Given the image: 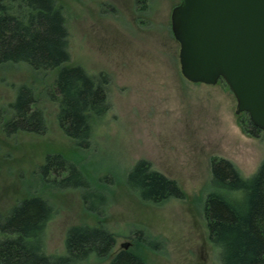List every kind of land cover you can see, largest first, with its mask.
I'll return each mask as SVG.
<instances>
[{
    "label": "rangeland",
    "instance_id": "1",
    "mask_svg": "<svg viewBox=\"0 0 264 264\" xmlns=\"http://www.w3.org/2000/svg\"><path fill=\"white\" fill-rule=\"evenodd\" d=\"M57 2L69 30V64L103 81L110 108L91 145L81 147L62 130L59 106L46 95L57 70L0 62V212L28 196L48 199L54 207L44 236L49 254L65 253L71 226L103 224L117 237L113 254L131 242L147 264H222L205 215L213 189L211 160L227 158L244 175H253L264 160V133L244 131L240 121L247 113H236L237 98L224 79L207 84L183 75L171 23L181 0H150L144 10L136 0ZM22 84L32 85L39 96L47 122L43 133L5 132L14 115L9 105ZM49 153H61L78 166L108 199L105 212L86 207L84 188L63 186L39 172ZM142 158L175 179L185 197L155 203L129 188L127 174ZM138 230L144 234L137 237ZM150 240L155 248L147 245ZM112 257L93 255L87 263L110 264Z\"/></svg>",
    "mask_w": 264,
    "mask_h": 264
},
{
    "label": "trees",
    "instance_id": "2",
    "mask_svg": "<svg viewBox=\"0 0 264 264\" xmlns=\"http://www.w3.org/2000/svg\"><path fill=\"white\" fill-rule=\"evenodd\" d=\"M149 3L136 0L141 10ZM69 43L66 16L57 0H0V62H27L37 71L48 73L57 70L46 95L59 106L58 121L65 134L81 147H89L110 104L106 87L97 75L81 65L69 64ZM9 107L14 115L4 124L7 134L47 130L44 110L32 85H20ZM240 124L251 136L264 133L248 114ZM211 167L213 189L205 200V215L222 264H264V160L251 176L224 157L214 156ZM39 169L51 181L84 188L83 200L89 210L100 214L106 211L105 195L95 191L78 166L61 153L47 154ZM127 183L143 199L155 203L185 197L175 179L144 158L129 170ZM53 215V205L42 195L28 196L6 214L0 212V264H88L93 255H112L110 264H147L132 247L113 254L117 237L103 224L71 226L65 253H47L44 236ZM136 234L139 237L144 233L138 230ZM147 245L156 247L151 240Z\"/></svg>",
    "mask_w": 264,
    "mask_h": 264
},
{
    "label": "water",
    "instance_id": "3",
    "mask_svg": "<svg viewBox=\"0 0 264 264\" xmlns=\"http://www.w3.org/2000/svg\"><path fill=\"white\" fill-rule=\"evenodd\" d=\"M171 21L183 75L207 84L224 79L236 113L247 112L264 131V0H181Z\"/></svg>",
    "mask_w": 264,
    "mask_h": 264
}]
</instances>
